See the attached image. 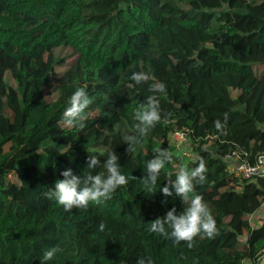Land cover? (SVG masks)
I'll return each instance as SVG.
<instances>
[{"label":"trees","instance_id":"16d2710c","mask_svg":"<svg viewBox=\"0 0 264 264\" xmlns=\"http://www.w3.org/2000/svg\"><path fill=\"white\" fill-rule=\"evenodd\" d=\"M133 71L153 79L136 85ZM154 81L166 85L161 121L129 152L123 137ZM79 87L93 101L83 130L63 121ZM159 148L171 159L153 193L144 168ZM112 150L129 183L110 200L65 211L49 197L64 169L82 179L105 172ZM233 153L264 156V0H0V264H41L53 247L46 264H264V218L249 219L264 205V176H235L224 158ZM200 159L207 179L194 191L218 234L201 233L189 249L149 228L188 207L160 188Z\"/></svg>","mask_w":264,"mask_h":264},{"label":"clouds","instance_id":"9594fccd","mask_svg":"<svg viewBox=\"0 0 264 264\" xmlns=\"http://www.w3.org/2000/svg\"><path fill=\"white\" fill-rule=\"evenodd\" d=\"M150 79L153 78L145 72L133 71L130 75V80L136 85L148 83ZM149 92L153 94L147 96L145 102L136 109L135 116L138 123L134 126V133L123 137L129 152L140 144L149 131L161 121L160 101L157 94L165 93L166 85L163 82L154 81L149 84ZM92 102L85 87L76 88L63 112L64 124L68 128L75 127L83 130L87 119L84 113ZM214 126L218 131H223L224 125L220 120L214 121ZM155 153L152 159L146 161L143 177L145 190L153 193L161 170L171 159V154L166 148H159ZM86 159L88 168H94L99 164L94 154L89 153ZM118 159V155L113 150L108 152L102 165L105 172L88 174L83 179L75 175L71 168L64 169L61 172L63 179L55 182L54 189L48 194L49 197H54L65 211H71L73 208L87 209L90 203L96 205L105 203L112 198V194L118 188L129 183V177L121 173ZM206 172V164L203 159H200L196 167L189 169L187 166H182L178 169L175 180H167V183L160 188L161 193L165 197L175 195L183 204L187 203L188 207L180 214H176L175 208L168 210L165 216L152 221L149 231L172 238L175 244L183 241L189 249L194 246V239L201 233L209 239L218 234L216 221L208 205L204 202L202 195L195 194L194 191L196 184L205 183ZM131 178L135 179V177ZM105 227L104 222L99 224L100 231H104ZM57 251L55 247L48 249L43 254L41 264L52 260ZM137 264H153V261L150 257H141L137 260ZM194 264H196L195 261Z\"/></svg>","mask_w":264,"mask_h":264},{"label":"built area","instance_id":"2783aa9c","mask_svg":"<svg viewBox=\"0 0 264 264\" xmlns=\"http://www.w3.org/2000/svg\"><path fill=\"white\" fill-rule=\"evenodd\" d=\"M224 158L228 162L227 169L235 176L246 178L264 176V156L257 157L253 162L242 159L238 153L226 154Z\"/></svg>","mask_w":264,"mask_h":264},{"label":"rangeland","instance_id":"374dc122","mask_svg":"<svg viewBox=\"0 0 264 264\" xmlns=\"http://www.w3.org/2000/svg\"><path fill=\"white\" fill-rule=\"evenodd\" d=\"M62 53L65 54L64 57L66 59V66H67V63H69L73 59L72 52L70 51L69 48H66V49L62 50ZM66 66H58L57 67V71L64 70ZM7 76H9V75L7 74ZM10 82H11V79H10ZM50 93L51 94H50L49 97L51 99H53V97L57 94V92L54 91V87L51 89ZM232 93L236 94V90H234ZM171 139H172V141H175V142L179 143V145L182 147V149L184 151H190L191 150V145H190L189 139H184V137L180 133L175 132L171 136ZM190 155H193V153L190 152ZM263 218H264V205L258 211H256L253 214L249 215L250 222L252 224H255V225H257L260 220H263ZM262 260L264 261V255L262 257Z\"/></svg>","mask_w":264,"mask_h":264},{"label":"crops","instance_id":"0c3cea01","mask_svg":"<svg viewBox=\"0 0 264 264\" xmlns=\"http://www.w3.org/2000/svg\"><path fill=\"white\" fill-rule=\"evenodd\" d=\"M261 221H262V220H260L258 224H260V223H261ZM258 224H257V225H258Z\"/></svg>","mask_w":264,"mask_h":264}]
</instances>
